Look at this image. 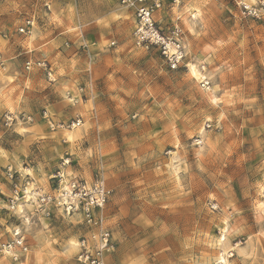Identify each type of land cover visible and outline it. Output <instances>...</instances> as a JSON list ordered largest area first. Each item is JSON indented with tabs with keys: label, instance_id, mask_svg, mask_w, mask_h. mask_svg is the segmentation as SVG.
<instances>
[{
	"label": "rangeland",
	"instance_id": "rangeland-1",
	"mask_svg": "<svg viewBox=\"0 0 264 264\" xmlns=\"http://www.w3.org/2000/svg\"><path fill=\"white\" fill-rule=\"evenodd\" d=\"M54 1L13 0L21 17L34 18L28 34H14L40 29L47 45L61 38L79 61L63 72L60 63L30 55L47 62L51 81L36 65L0 67L9 83L4 94L18 91V76L29 91L26 109L15 114L32 118L6 127L0 117V158L8 162L0 164V184L16 164L45 169L51 187L58 171L67 179L102 177L127 203L109 222L112 248L103 252L104 264H264V17L242 16L236 0H165L156 18L180 28L186 51L171 70L155 49L135 45L134 16L119 0H60L62 18L53 20L70 22L66 34L41 29L52 22ZM86 66L92 80L75 78ZM34 71L45 88L27 81ZM72 87L77 95L65 98ZM71 99L87 101L86 112ZM60 102L68 104L60 109L66 117L49 112ZM44 110L61 123L80 118L64 130L83 133L33 137L27 127ZM21 205L10 210L0 193V241L18 228L28 246L16 260L1 253L0 264H85L80 242L90 230L77 216L52 209L46 217Z\"/></svg>",
	"mask_w": 264,
	"mask_h": 264
},
{
	"label": "built area",
	"instance_id": "built-area-1",
	"mask_svg": "<svg viewBox=\"0 0 264 264\" xmlns=\"http://www.w3.org/2000/svg\"><path fill=\"white\" fill-rule=\"evenodd\" d=\"M171 5H178L184 0H170ZM120 5L132 12L135 26L132 32L136 46L144 49H155L168 68L177 69L183 64L186 56L183 34L177 26L163 27L156 16L162 11L165 0H119ZM240 13L244 17L259 19L264 17V0H256L253 4L238 3ZM34 26V18L26 17L23 24L17 29L18 33H29ZM37 66L42 68L49 81L53 80L50 68L45 60H26L24 67L30 70ZM3 62L0 58V67ZM73 103L77 100L71 99ZM41 117L50 130L73 129L81 124L76 117L67 123L57 122L52 115L44 110ZM32 118L25 114L5 112L2 123L10 127L14 122H30ZM5 177L12 185V194L8 198V208L16 210L18 204H31L36 212L48 217L52 209H58L65 215H75L89 230V236L80 242L79 260L85 264H104L103 252L110 250L111 233L105 224L104 209L111 196V189L105 184L102 177L96 175L91 180L79 177L65 178L58 171L53 175L55 183L48 191L31 185L27 175H21L12 168H7ZM28 250L25 236L20 230L13 229L9 240L0 241V254L11 253L16 260V252L24 254Z\"/></svg>",
	"mask_w": 264,
	"mask_h": 264
},
{
	"label": "crops",
	"instance_id": "crops-1",
	"mask_svg": "<svg viewBox=\"0 0 264 264\" xmlns=\"http://www.w3.org/2000/svg\"><path fill=\"white\" fill-rule=\"evenodd\" d=\"M53 1V0H51ZM256 0H236L237 4L239 2H246L248 4H253L255 3ZM60 0H55L54 2H52L51 5H49V8L51 9V16H49L48 20L52 21L50 24H43L40 25L41 29H43L44 31H49V29L52 31V27L54 30H57L58 32H64L66 34V29L68 28L67 26H71L70 22L69 23H63V27L56 25V20L54 22V18L53 15L56 16L55 18H57L59 20V18L61 16L59 11H60ZM52 7V8H51ZM27 10V9H25ZM68 8L65 6L63 11H67ZM127 10V9H126ZM22 8H18V5L13 2V0H4V2L1 3L0 0V51L3 54V58H1L2 62H3V66L6 69L12 70L15 67H19V68H23V65L25 64L26 60H30L29 56L30 55H34V56H46L47 58H49L51 61L55 62L57 65L60 63V68L63 72L67 71L71 66H73L76 61H79L78 57L76 56L77 53H75V50L72 49H64L62 47V41L61 38L57 39L56 41H51L50 44H46V39H44V35L40 32V29H36V30H32L31 35L29 34L27 37H24L22 35H18L17 33L14 34L15 31H17V29L22 25L24 19L26 17H21V12ZM76 13V12H75ZM132 14V12H130ZM73 14V13H72ZM74 15V14H73ZM28 17V16H27ZM164 17V16H163ZM62 18V17H61ZM74 18L76 19V16L74 15ZM23 19V20H21ZM21 20V21H20ZM135 22V20H134ZM47 25H50V27H48ZM65 26L67 28H65ZM65 34H64V39H65ZM46 36V34H45ZM62 48V49H59ZM24 54V55H23ZM24 57V58H23ZM77 57V58H76ZM36 58V57H34ZM41 59V58H40ZM76 59V61L74 60ZM33 68V67H32ZM13 71V70H12ZM85 72H82V74L77 75L75 78H81L84 79V81L87 80V78H89L90 80H92L93 74L92 71L90 70V73L88 74L87 71V66L85 67ZM59 72V70H58ZM39 74L34 71V72H30L29 73V78H27V81L32 82V84H37V85H41V87L45 88L48 83H46V81L44 80H39L38 79ZM85 76V77H83ZM23 78V77H22ZM16 81L14 83V85L16 87H18V91H16V88L13 89L12 91H9L7 94H4L5 89L9 86V83L5 82V81H1L0 79V117L3 113L5 112H20L23 109H26V105L24 102L25 98H27V94L29 93L28 90H26L23 86V82L20 78V76H18L17 78H15ZM37 79V81H36ZM75 83V82H74ZM20 84V86L18 85ZM72 84V83H71ZM75 85V84H74ZM72 84V86H74ZM48 88V87H47ZM68 89V88H67ZM52 90V92H51ZM49 92L50 93H57L56 95H58V91L56 89H52L51 87L49 88ZM77 95V88L75 90L74 87H72V89H68L64 91V96L66 98V95H71V96H76ZM24 98V99H23ZM71 102V101H70ZM87 101H85V105H83L82 103H78L77 102V107L76 110L79 113H83L86 109V107H88L86 104ZM59 109H57V107L55 105H53L50 108V113H54L60 117H66L67 114H65L64 116L61 114V110L60 109H67L68 108V104L66 106L65 103H61L59 104ZM86 112V111H85ZM37 114V113H35ZM86 114V113H85ZM36 117V116H35ZM37 121H35V123H33L29 128L27 127V129L31 130V133L33 134V137H46V138H53L55 140H60L61 138H70L73 137V139L78 138L82 133L83 130L82 129H76L73 131H67L64 129H58L56 131L53 132H45V130L47 129V125L46 122L44 121V119L41 117V113H39V116L36 117ZM88 118V116H87ZM0 156H2V153L0 154ZM13 158H10V160H12ZM8 162L2 158H0V164H7ZM15 166V170L18 171L22 176L23 175H27L29 180L31 181V185L34 187H38L41 188L43 191H48L51 189V183L50 181H48V179H50L51 175H46L47 171L45 169H43V171L41 169H39L38 167L36 168H32V169H21L18 167V165H14ZM48 171H50V169H48ZM77 176V175H76ZM82 178H85L86 180H91L92 177L91 175L88 177H83L80 176ZM109 187V186H108ZM110 188V187H109ZM111 189V188H110ZM112 190V189H111ZM0 193L4 194V196L6 197V202L8 201V198L11 196L12 194V185L11 183H9L5 177H4V182L0 184ZM126 201L125 199L121 198L118 194L117 191H112L111 192V196L109 198V201L107 203L106 206V211H105V224L106 226H108L107 228L110 230V223L109 222H116V215H119L120 212H122L124 207H127L126 205ZM22 209H24L25 205H21ZM21 210V208H20ZM113 212H118L116 214L113 215ZM149 215V214H148ZM150 216H148L147 220H145L146 222L150 221L149 218ZM13 230V229H11ZM112 234V233H111ZM11 237L9 236V238H7V240H9ZM1 241H5V240H1ZM8 255H11V253H5ZM11 257V256H10Z\"/></svg>",
	"mask_w": 264,
	"mask_h": 264
},
{
	"label": "bare ground",
	"instance_id": "bare-ground-1",
	"mask_svg": "<svg viewBox=\"0 0 264 264\" xmlns=\"http://www.w3.org/2000/svg\"><path fill=\"white\" fill-rule=\"evenodd\" d=\"M192 17H194V15ZM190 74L194 77L197 76V71L193 65L190 66ZM18 207H20L19 204L16 206V209H18ZM72 246L75 247V244L72 243Z\"/></svg>",
	"mask_w": 264,
	"mask_h": 264
}]
</instances>
